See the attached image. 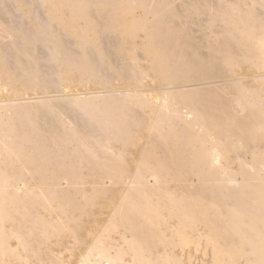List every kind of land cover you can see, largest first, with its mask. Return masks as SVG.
I'll list each match as a JSON object with an SVG mask.
<instances>
[{"label":"bare ground","instance_id":"bare-ground-1","mask_svg":"<svg viewBox=\"0 0 264 264\" xmlns=\"http://www.w3.org/2000/svg\"><path fill=\"white\" fill-rule=\"evenodd\" d=\"M102 219L80 264H264V0H0V264Z\"/></svg>","mask_w":264,"mask_h":264},{"label":"rangeland","instance_id":"rangeland-1","mask_svg":"<svg viewBox=\"0 0 264 264\" xmlns=\"http://www.w3.org/2000/svg\"><path fill=\"white\" fill-rule=\"evenodd\" d=\"M241 152L244 153V154L242 153V158L246 159V161L249 162L248 160H250L249 158L250 154H248L246 147H244ZM233 167L235 168L236 164ZM55 212L56 210L54 211V213ZM104 222H105V219H102L98 224L95 225L96 227L94 228V234L88 237L84 243H78L77 241H73V240L66 241L65 246H61L58 249L57 254L61 260L60 264H80L84 260V257H86V255L90 252L92 248H93L92 250L94 251L95 238L97 236H100L99 235L100 232L98 231H100L99 229L101 228L103 229V227L101 226L105 225ZM119 237H120L119 234L113 233L110 236V239L112 241L109 244H108L109 241H106L105 243L106 245L108 244L111 246L109 250L112 255H115L116 253H118L119 252L118 249L122 245L121 244L122 242H120ZM195 245L193 242L188 244L185 242L176 241V245L169 247L166 250L165 255L167 257H172V259L179 264H204V263L208 264L209 263L208 260L209 261L211 260L209 259L210 258L209 249L208 250L206 249L205 251L204 249L206 247L204 248L202 247V245L201 247H196L197 245L196 246ZM122 258L124 262L131 261V255L128 253H125Z\"/></svg>","mask_w":264,"mask_h":264}]
</instances>
